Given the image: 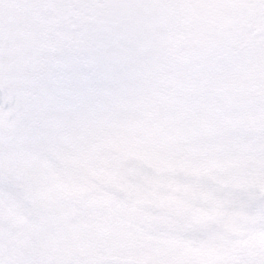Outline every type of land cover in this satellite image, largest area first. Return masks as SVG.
<instances>
[{"label":"snow or ice","instance_id":"obj_1","mask_svg":"<svg viewBox=\"0 0 264 264\" xmlns=\"http://www.w3.org/2000/svg\"><path fill=\"white\" fill-rule=\"evenodd\" d=\"M0 264H264V0H0Z\"/></svg>","mask_w":264,"mask_h":264}]
</instances>
